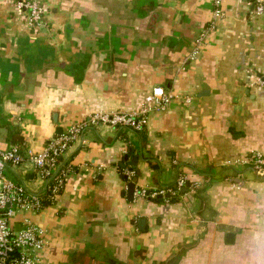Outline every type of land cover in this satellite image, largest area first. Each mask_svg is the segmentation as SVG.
Returning a JSON list of instances; mask_svg holds the SVG:
<instances>
[{"label":"crops","instance_id":"1","mask_svg":"<svg viewBox=\"0 0 264 264\" xmlns=\"http://www.w3.org/2000/svg\"><path fill=\"white\" fill-rule=\"evenodd\" d=\"M38 1L29 26L0 0V149L13 129L40 152L85 121L54 201L13 218L45 229L39 264H264V177L243 161L264 153V13L252 0H221L216 17L213 0ZM154 87L171 97L143 129L91 122L153 104ZM121 161L134 190L192 185L130 200ZM3 171L44 188L27 162Z\"/></svg>","mask_w":264,"mask_h":264},{"label":"built area","instance_id":"2","mask_svg":"<svg viewBox=\"0 0 264 264\" xmlns=\"http://www.w3.org/2000/svg\"><path fill=\"white\" fill-rule=\"evenodd\" d=\"M252 12L264 13V0H253ZM214 16L221 14V0H213ZM15 6L26 12L25 20L29 26H38L42 22V8L38 0H15ZM213 25V20L211 21ZM202 33L201 35H203ZM201 37L196 39L200 42ZM194 52V51H193ZM257 81L264 84V75L257 77ZM154 103L142 105L138 109L129 112H110L93 114L89 118L91 122H106L111 124H123L133 129H141L148 119V113L154 108H163L170 100L171 95L162 87H154L152 90ZM85 121L72 124L52 138L40 152L21 151L18 144H11L7 149H0V264H39L41 252L47 239L45 229L33 222L28 215H24L19 228L14 225L13 218L18 211H38L42 206L41 196L49 191V196L55 198L59 189L65 184L70 166L63 168L62 165L69 145L80 134ZM63 155V157H59ZM250 163L256 174L264 177V155L253 151L243 158ZM9 162L18 164L27 162L35 170L44 188L35 192L28 189L23 183L8 178L4 173V166ZM128 179L133 177V171L124 170ZM184 179L179 177L177 187H181ZM128 183H126L127 187ZM174 192L171 187L160 190V193ZM157 191L146 188H138L133 194L141 196H154Z\"/></svg>","mask_w":264,"mask_h":264},{"label":"trees","instance_id":"3","mask_svg":"<svg viewBox=\"0 0 264 264\" xmlns=\"http://www.w3.org/2000/svg\"><path fill=\"white\" fill-rule=\"evenodd\" d=\"M252 2H253V0H252ZM143 127H144V126H143ZM143 127H142L141 129H143ZM141 129H138V130H141ZM11 132H12L11 140H12L13 144H18V145H19V144H20V141L22 140L21 136L18 135V133H17L15 130H13V129L11 130ZM263 155H264V153H263ZM59 157L61 158V157H63V155H60ZM68 166H70V169L68 170V173H70L71 171H74V170H75V167H74L73 163H71V160H69V159H67V158L65 157V158H64L63 165H62V169H63V168H66V167H68ZM31 168H32L31 176H34V177H35V176H36V174H35V170L33 169V167H31ZM125 169L132 170V171H133V176L136 175V171H135V169H134L133 167H132V168H128V167H126L125 165H124V166L121 165V170H125ZM124 174H125V172H123V176H124ZM181 178L184 179L183 176H181ZM124 179H125L126 182L128 183L129 179H128L127 175L124 176ZM185 182H186V179H184V183H183V185L185 184ZM190 184H191V183H189L188 187L190 186ZM191 185H192V184H191ZM170 187L174 190V192H172V193L169 192V195L166 197V199H168V200H169V199L172 200V199L176 198L177 195H178L179 192H180V187H177L176 183H175L174 185L170 186ZM61 189H62V188L59 189V192L61 191ZM149 191H150V190H148V192H149ZM147 197H149V198H153V199H159V197H158L157 195H154V196H147ZM54 199H55V198H52V197L49 196V191H47V192H43V193H42L41 201H42L43 206L46 205V204H48V203H50V202H52V201H54Z\"/></svg>","mask_w":264,"mask_h":264},{"label":"water","instance_id":"4","mask_svg":"<svg viewBox=\"0 0 264 264\" xmlns=\"http://www.w3.org/2000/svg\"><path fill=\"white\" fill-rule=\"evenodd\" d=\"M252 7H253V3H252V5L250 6V9H252ZM259 76H263L262 74H259ZM127 158V154H124V159H126ZM133 161H132V163L133 164H135V159H136V156H133ZM120 164L122 165V166H124L125 165V163L123 162V161H121L120 162ZM124 176H126V174H124ZM135 181H136V176H133L132 177V179L130 180V181H128V185H127V193H128V198L130 199V200H132V198H133V192H134V189H135ZM188 185H189V181H186L185 182V184L184 185H182L181 187H180V191H186L187 189H188ZM169 195V193H167V192H165L164 194H162V193H159L158 194V197H167ZM142 220V218L139 220V222ZM16 228H19V226L18 225H16Z\"/></svg>","mask_w":264,"mask_h":264}]
</instances>
